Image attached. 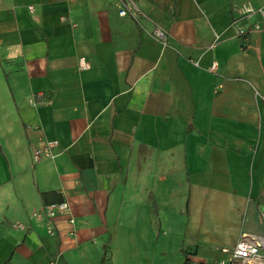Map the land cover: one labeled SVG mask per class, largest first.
<instances>
[{
	"label": "crops",
	"instance_id": "1",
	"mask_svg": "<svg viewBox=\"0 0 264 264\" xmlns=\"http://www.w3.org/2000/svg\"><path fill=\"white\" fill-rule=\"evenodd\" d=\"M133 2L0 0V264H212L264 235V22L234 25L264 0Z\"/></svg>",
	"mask_w": 264,
	"mask_h": 264
},
{
	"label": "built area",
	"instance_id": "2",
	"mask_svg": "<svg viewBox=\"0 0 264 264\" xmlns=\"http://www.w3.org/2000/svg\"><path fill=\"white\" fill-rule=\"evenodd\" d=\"M120 2V10L119 15H126V12H130L133 16L137 15L139 12L135 7L133 0H119ZM257 16L261 22H264V7L254 8L252 5L243 4L238 11L237 18L234 21V25L236 26V36L241 38H246V35L250 32V30L259 29V24L255 23L248 27L247 25H239V21H248L251 17ZM153 36L162 42L165 43L166 33L157 28L153 31ZM79 69L86 70L88 69L87 63L84 59H80L78 64ZM210 72H215L217 70L216 64L212 63L209 66ZM57 146V142H49L47 146L41 150H34L32 153V159L35 162L41 161L44 158H52V150ZM67 205L65 203L57 204V205H49L45 208V214L49 217L54 216L57 212H65L67 211ZM260 221L264 224V209L260 211ZM14 229H23V226L20 224H15L12 226ZM223 257L221 259L216 260L212 264H264V235H260L252 240L240 242L236 246L226 249H220ZM188 264H199L196 262H188ZM202 264H211V263H202Z\"/></svg>",
	"mask_w": 264,
	"mask_h": 264
}]
</instances>
